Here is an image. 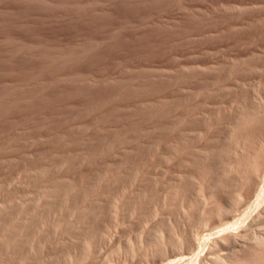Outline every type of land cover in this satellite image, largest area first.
<instances>
[{
    "label": "rangeland",
    "instance_id": "1",
    "mask_svg": "<svg viewBox=\"0 0 264 264\" xmlns=\"http://www.w3.org/2000/svg\"><path fill=\"white\" fill-rule=\"evenodd\" d=\"M261 197L264 0H0V264H264Z\"/></svg>",
    "mask_w": 264,
    "mask_h": 264
},
{
    "label": "bare ground",
    "instance_id": "2",
    "mask_svg": "<svg viewBox=\"0 0 264 264\" xmlns=\"http://www.w3.org/2000/svg\"><path fill=\"white\" fill-rule=\"evenodd\" d=\"M258 152H259V151H258ZM260 186H262V185H260ZM258 191H259V190H258ZM256 196L258 197V195H256ZM262 197H263V196H262ZM262 197H261V201H260V202H262V199H263ZM259 198H260V197H259ZM256 199H257V198H256ZM263 200H264V199H263ZM258 201H259V200H258ZM253 202H254V201H253ZM257 204H258V203H257ZM254 205H255V203H254ZM259 205H260V204H259ZM259 205H257V206H258V209H259V207H260ZM256 208H257V207H255V209H256ZM255 209H254V211H255ZM249 211H250V210H249ZM258 211H259V210H258ZM260 213H261V212H260ZM260 213H258V217H259ZM249 214H250V213H249ZM249 214H248V216H249ZM250 215H251V214H250ZM261 215H262V214H261ZM261 215H260V216H261ZM246 216H247V215H246ZM252 216H253V214H252ZM255 217H256V215H255ZM258 217H257V218H258ZM262 218H263V217H262ZM248 219H249V217H248ZM242 221H243V220H242ZM244 221H245V219H244ZM238 225L240 226V224H238ZM242 225H243V224H242ZM242 227H243V226H242ZM247 227H248V226H247ZM245 228H246V227H245ZM245 228H244V229H245ZM231 230H232V229H231ZM235 231H237V229H235ZM238 231H239V230H238ZM221 232H222V231H221ZM223 232H224V231H223ZM225 232H226V231H225ZM225 232H224V233H225ZM226 233H229V232H226ZM217 234H218V233H217ZM217 234H216V235H217ZM221 234H222V233H221ZM232 234H233V233H232ZM216 235H215V237H217ZM243 235H244V233H243ZM231 236H232V235H231ZM215 237H214V238H215ZM218 237H220V235H218ZM234 237H235V236H234ZM242 237H243V236H242ZM240 238H241V237H240ZM9 239H10V238H9ZM194 239H195V238H194ZM198 240H199V239H198ZM234 240H235V239H234ZM259 241H260V240H259ZM257 242H258V241H257ZM259 243H262V242H259ZM238 244H239V243H238ZM256 244H257V243H256ZM197 245H198V244H197ZM197 245H196V246H197ZM258 247H259V246H258ZM239 252H240V251H239ZM196 264H197V263H196ZM200 264H208V263L202 261Z\"/></svg>",
    "mask_w": 264,
    "mask_h": 264
}]
</instances>
